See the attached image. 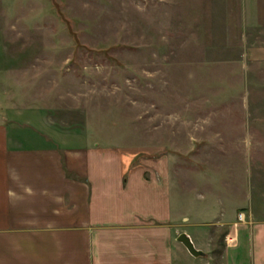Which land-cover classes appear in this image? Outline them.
I'll use <instances>...</instances> for the list:
<instances>
[{"label": "rangeland", "instance_id": "1", "mask_svg": "<svg viewBox=\"0 0 264 264\" xmlns=\"http://www.w3.org/2000/svg\"><path fill=\"white\" fill-rule=\"evenodd\" d=\"M3 122L16 145L110 148L168 177L176 243L205 252L180 264H225L237 235L229 264H253L264 0H0Z\"/></svg>", "mask_w": 264, "mask_h": 264}, {"label": "crops", "instance_id": "2", "mask_svg": "<svg viewBox=\"0 0 264 264\" xmlns=\"http://www.w3.org/2000/svg\"><path fill=\"white\" fill-rule=\"evenodd\" d=\"M14 140L9 124L0 123V264H180V254L199 258L176 243L173 192L158 170L146 178L134 158L110 148ZM256 225L253 264H264V222ZM235 239L225 264L241 244Z\"/></svg>", "mask_w": 264, "mask_h": 264}, {"label": "water", "instance_id": "3", "mask_svg": "<svg viewBox=\"0 0 264 264\" xmlns=\"http://www.w3.org/2000/svg\"><path fill=\"white\" fill-rule=\"evenodd\" d=\"M178 241L183 243V245L188 249V251L194 257L204 256L205 252L203 250L197 249L191 237L186 233L182 232L177 237Z\"/></svg>", "mask_w": 264, "mask_h": 264}, {"label": "built area", "instance_id": "4", "mask_svg": "<svg viewBox=\"0 0 264 264\" xmlns=\"http://www.w3.org/2000/svg\"><path fill=\"white\" fill-rule=\"evenodd\" d=\"M240 219H243L242 214L240 215Z\"/></svg>", "mask_w": 264, "mask_h": 264}]
</instances>
